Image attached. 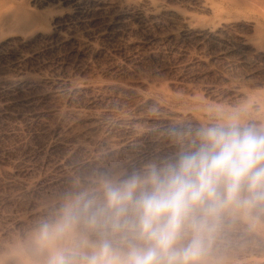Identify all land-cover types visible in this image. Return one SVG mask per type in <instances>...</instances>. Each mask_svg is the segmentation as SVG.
Segmentation results:
<instances>
[{"label": "rangeland", "instance_id": "rangeland-1", "mask_svg": "<svg viewBox=\"0 0 264 264\" xmlns=\"http://www.w3.org/2000/svg\"><path fill=\"white\" fill-rule=\"evenodd\" d=\"M34 17L0 34V264L97 172L172 157V128L264 124V0H3ZM209 264H264V224L226 221Z\"/></svg>", "mask_w": 264, "mask_h": 264}, {"label": "clouds", "instance_id": "clouds-1", "mask_svg": "<svg viewBox=\"0 0 264 264\" xmlns=\"http://www.w3.org/2000/svg\"><path fill=\"white\" fill-rule=\"evenodd\" d=\"M178 151L77 180L32 227L26 264H209L226 221L264 224V124L168 130Z\"/></svg>", "mask_w": 264, "mask_h": 264}, {"label": "bare ground", "instance_id": "bare-ground-1", "mask_svg": "<svg viewBox=\"0 0 264 264\" xmlns=\"http://www.w3.org/2000/svg\"><path fill=\"white\" fill-rule=\"evenodd\" d=\"M6 2L0 0V34L12 28H14L13 31L28 30L35 24L34 17L25 12L21 5L8 7Z\"/></svg>", "mask_w": 264, "mask_h": 264}]
</instances>
